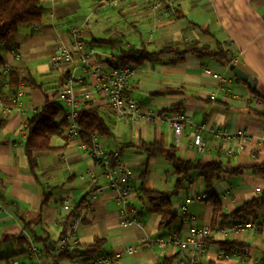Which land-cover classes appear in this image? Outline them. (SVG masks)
<instances>
[{
  "label": "crops",
  "instance_id": "0c3cea01",
  "mask_svg": "<svg viewBox=\"0 0 264 264\" xmlns=\"http://www.w3.org/2000/svg\"><path fill=\"white\" fill-rule=\"evenodd\" d=\"M166 1L161 0V7L154 9L152 0H130L117 6L101 5L97 0H42L48 11L41 23L35 28L19 27L10 47L0 45L3 63L41 84L37 87L20 84L12 96L8 95L7 87L0 91V100L10 107L5 110L0 106V196L5 203V209H0L1 258L9 257L10 263L32 264L34 257L28 252V243L32 241L44 263L84 264L75 253L56 254V249L64 220L72 208L85 200L89 208L76 232L81 249L98 239L102 240L103 253H114L127 245L134 248L112 264H161L164 258H171L170 264H179L188 257L190 246L160 248L145 240L167 238L173 233L184 237L192 226L220 223L216 219L212 224V208L206 197L187 204L184 221L179 205L189 194L212 193L225 213L235 211L247 200L262 197L256 215L264 216V174L251 172L254 165L264 164L261 142L264 135V0H175V14L163 13ZM74 28L79 29V37L84 41L83 51L97 52L90 57V62L100 68L106 66L111 49L109 45L91 43L94 39L120 38L123 50L131 46L139 48L141 43L147 50H155L166 44L182 45L188 41L213 45V38L206 33L210 32L232 54L231 64L253 81L249 84L236 77L229 69L231 64L203 61L192 53H185L180 59L168 54L157 62L134 66L125 88L142 111V116L134 122L116 119L103 98L92 95L88 101L104 111L112 124V135L99 136V140L106 150H119L131 168L130 205L140 221L137 226L121 228L113 191L97 192L87 179L78 178L86 168L95 173L100 169L80 147L77 138L67 140L64 132L51 137L48 150L33 153L36 172L28 165L23 149L25 124L46 98H53L65 68L74 77L77 93L92 84L91 72L82 67L78 53L71 63L60 68L53 69L50 65L58 43L74 50L71 32ZM147 111L183 112L187 122L182 134L177 139L167 122L147 121L143 113ZM61 119L62 112L57 117L58 121ZM195 125L204 126L202 152H196L191 141ZM213 128L235 133L245 130L249 137L245 142L220 139L210 131ZM153 141L176 147L178 155L186 160L220 162L222 171L218 179L207 190L198 171L193 170L175 189L177 177L167 160L151 157L145 165L142 143ZM237 168L240 170L232 173ZM141 189L171 193V209L176 219L160 225L161 214L149 212L145 202L137 198ZM66 194L72 196V208L62 203ZM221 240L237 243V262L243 256L242 264H264L261 263L264 232L260 231L236 232L227 238L209 237L206 252L198 261L215 260L217 241ZM44 244L51 245L50 252L45 251ZM223 262L236 264V258Z\"/></svg>",
  "mask_w": 264,
  "mask_h": 264
},
{
  "label": "built area",
  "instance_id": "2783aa9c",
  "mask_svg": "<svg viewBox=\"0 0 264 264\" xmlns=\"http://www.w3.org/2000/svg\"><path fill=\"white\" fill-rule=\"evenodd\" d=\"M130 0H97L101 5L117 6L129 2ZM152 7L157 9L161 7V0H152ZM176 2L175 0H167L163 6V13L175 14ZM73 34V46L70 47L58 43L54 48V54L50 59V65L53 69L64 66L63 64L71 63L75 53L79 54V62L82 67L91 72L92 77L91 86L85 87L82 92L77 93L74 77L69 72L63 73V78L52 99L61 102L64 105V111H62V119L66 120V128L64 130L65 138L67 140L76 139L78 131L80 129L78 123V113L81 110L84 102L91 99L95 94L103 98L104 102L110 112L116 119L133 121L142 116L138 103L125 94V88L128 79L133 73L134 69L128 66L118 65L113 56H109V61L106 62L104 68L95 66L90 62V57L97 52L90 49L88 52L83 51V42L79 37V29H72ZM17 58L18 54H14ZM4 67L9 69L10 66L4 63ZM0 106L5 110H9L10 107L3 104L0 100ZM144 117L149 122L155 119L165 121L169 124L173 134L178 139L183 132L185 123L187 122V116L180 111L167 114L163 111L153 113L151 111L143 112ZM203 125H195L191 141L196 152H202L205 148L202 131ZM212 133L219 136L220 139H239L241 142H245L249 134L245 130L239 132H228L225 128H213L210 129ZM78 139V138H77ZM261 142L264 144V135L261 136ZM80 147L86 152L92 159L93 164L100 169L99 173H95L93 169L86 168V170L79 174L80 180H88L95 191L100 192L102 189H109L115 193V200L118 204V219L121 228H129L132 226L140 225L139 219L131 210L130 196L133 192V186L131 184L132 171L129 165L123 160L119 150L108 151L104 148L102 142L99 140V136L96 133L90 135V142L83 143L79 141ZM100 180H104V183H100ZM205 194H189L179 205V211L183 214L184 221H186V207L192 201H197L205 198ZM62 203L68 208H72V196L66 194ZM89 208V202L84 201L69 217L66 227L61 236V241L56 249V254H60L64 251H76L79 250V242L76 239V232L81 225L84 212ZM0 209H5L4 200L0 196ZM73 209V208H72ZM71 209V210H72ZM264 232V216L258 215L256 218L248 217L246 219H240L238 221H230L223 225L217 224L214 226L196 227L192 226L188 230V234L181 237L178 233H173L167 238L154 237L146 238V243H155L160 248L172 247V248H185L190 246V252L188 257L181 260L179 264H197L198 257L206 252V244L209 237L227 238L232 233L236 232ZM132 246H124L120 251L114 253H107L97 258L90 259L84 264H112L116 258L120 257L125 252L133 251ZM28 252L34 257L32 264H47L42 262L38 255L39 249L32 242L28 243ZM217 258L229 259L230 257L236 258V264H242L244 257L239 256L237 262V252H226L222 248L218 247L215 253ZM11 264H18L16 261Z\"/></svg>",
  "mask_w": 264,
  "mask_h": 264
},
{
  "label": "trees",
  "instance_id": "16d2710c",
  "mask_svg": "<svg viewBox=\"0 0 264 264\" xmlns=\"http://www.w3.org/2000/svg\"><path fill=\"white\" fill-rule=\"evenodd\" d=\"M48 8L43 5L42 0H0V45L10 47L14 37L17 34L19 27L35 28L43 20L44 14ZM213 38V45L202 44L199 45L196 41L184 42L182 45L166 44L155 50H147L146 45L141 43L139 48H124L123 41L120 38L116 39H94L91 43L109 45L111 53L108 54L114 57L115 62L121 66H128L134 69V66H140L144 62H157L160 57L168 54H174L179 59L185 53H192L203 61H212L221 65H229L232 62V54L224 49L223 45L214 38V34L206 32ZM82 40V39H81ZM83 44L84 41L82 40ZM119 51L118 54L115 52ZM116 54V56H114ZM109 61V59L107 60ZM62 76L60 80L62 81ZM60 81V83H61ZM20 84L28 87L40 86L34 77L25 74L19 75L11 67L6 69L4 63L0 58V91L7 87L8 95L11 96L15 93V88ZM252 93L255 92L251 89ZM127 96L128 92L125 89ZM64 111V105L52 98H46L42 106L35 111L25 124L26 137L23 143V149L28 159L30 170L35 173L37 169V162L33 155L36 151H44L50 148V139L55 135L63 134L66 128V120H57L58 115ZM79 131L77 138L83 143L90 142V135L96 133L100 137H108L112 135V128L107 114L99 107L91 105V101L83 103L81 110L78 113ZM142 149L146 155L145 165L151 157L161 156L167 160L174 174L176 175L175 189L180 187V184L188 174L196 170L202 179L205 188L208 190L213 185L214 181L218 179L221 173V163L218 161H190L181 158L177 149L174 146H166L162 141L156 142H143ZM237 168L232 171L238 172ZM251 172L255 174H264V164L254 165ZM137 198L145 202L147 210L153 213L161 214L160 225H165L176 219L171 209V193L158 192L153 190L141 189L137 192ZM262 197L252 198L243 203L241 207L231 213L222 211L220 201L212 194L206 195L205 201L208 202L212 208V224L214 220L218 219L220 225L228 221H238L246 219L248 216L256 218V210L260 206ZM44 200L41 204H44ZM78 208L74 207L64 220L62 224L63 231L66 227L67 220L72 213ZM212 226V225H211ZM209 241L207 240V243ZM102 240H96L92 245L83 247L79 245V250L64 251L63 255L68 253H75L76 257H80L84 262L90 259L97 258L101 255L107 254L101 251ZM217 245L226 252H237V243L230 240L217 241ZM45 251L50 252V244H44ZM3 264H11L9 257L0 258ZM171 258H164L161 264H170ZM224 259L216 258L209 260L206 263L197 264H225ZM264 263V260L261 262Z\"/></svg>",
  "mask_w": 264,
  "mask_h": 264
},
{
  "label": "water",
  "instance_id": "95a60500",
  "mask_svg": "<svg viewBox=\"0 0 264 264\" xmlns=\"http://www.w3.org/2000/svg\"><path fill=\"white\" fill-rule=\"evenodd\" d=\"M229 69L232 71V73L238 77L241 78L242 80L247 81L249 84H251L253 81L252 79L247 76V74H245L238 66H235L234 64H231L229 66Z\"/></svg>",
  "mask_w": 264,
  "mask_h": 264
},
{
  "label": "rangeland",
  "instance_id": "374dc122",
  "mask_svg": "<svg viewBox=\"0 0 264 264\" xmlns=\"http://www.w3.org/2000/svg\"><path fill=\"white\" fill-rule=\"evenodd\" d=\"M3 257L2 254H0V258ZM0 264H3V260H0Z\"/></svg>",
  "mask_w": 264,
  "mask_h": 264
}]
</instances>
